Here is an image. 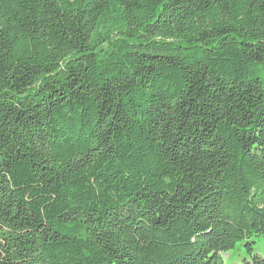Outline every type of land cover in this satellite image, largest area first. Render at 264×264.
<instances>
[{
    "label": "trees",
    "instance_id": "16d2710c",
    "mask_svg": "<svg viewBox=\"0 0 264 264\" xmlns=\"http://www.w3.org/2000/svg\"><path fill=\"white\" fill-rule=\"evenodd\" d=\"M259 239L264 0H0V264H264Z\"/></svg>",
    "mask_w": 264,
    "mask_h": 264
},
{
    "label": "rangeland",
    "instance_id": "374dc122",
    "mask_svg": "<svg viewBox=\"0 0 264 264\" xmlns=\"http://www.w3.org/2000/svg\"><path fill=\"white\" fill-rule=\"evenodd\" d=\"M256 249H261V251H264V240L259 239L256 240L255 244L253 245ZM244 257H248V255L243 251L239 256H235L232 258V263H239L242 261Z\"/></svg>",
    "mask_w": 264,
    "mask_h": 264
}]
</instances>
